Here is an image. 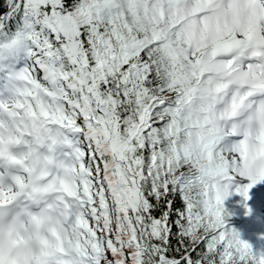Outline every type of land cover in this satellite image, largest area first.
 Returning a JSON list of instances; mask_svg holds the SVG:
<instances>
[{
    "label": "snow or ice",
    "instance_id": "obj_1",
    "mask_svg": "<svg viewBox=\"0 0 264 264\" xmlns=\"http://www.w3.org/2000/svg\"><path fill=\"white\" fill-rule=\"evenodd\" d=\"M0 7V264H264V0Z\"/></svg>",
    "mask_w": 264,
    "mask_h": 264
},
{
    "label": "trees",
    "instance_id": "obj_2",
    "mask_svg": "<svg viewBox=\"0 0 264 264\" xmlns=\"http://www.w3.org/2000/svg\"><path fill=\"white\" fill-rule=\"evenodd\" d=\"M4 10L3 7H0V13ZM247 205L251 209L248 214H246L247 209L242 197L236 194L234 190L231 191V194L224 201V206L230 214L228 217L229 225L239 232L242 240L252 245L254 251L264 252V200H258L256 207H253L248 200Z\"/></svg>",
    "mask_w": 264,
    "mask_h": 264
},
{
    "label": "rangeland",
    "instance_id": "obj_3",
    "mask_svg": "<svg viewBox=\"0 0 264 264\" xmlns=\"http://www.w3.org/2000/svg\"><path fill=\"white\" fill-rule=\"evenodd\" d=\"M249 202L253 207H256V202L258 200H264V181L259 182L250 193Z\"/></svg>",
    "mask_w": 264,
    "mask_h": 264
},
{
    "label": "clouds",
    "instance_id": "obj_4",
    "mask_svg": "<svg viewBox=\"0 0 264 264\" xmlns=\"http://www.w3.org/2000/svg\"><path fill=\"white\" fill-rule=\"evenodd\" d=\"M7 227H8V225L7 224H5V230L7 231Z\"/></svg>",
    "mask_w": 264,
    "mask_h": 264
}]
</instances>
